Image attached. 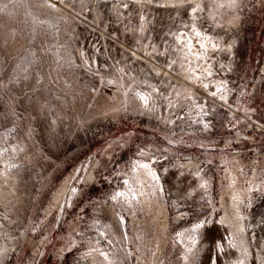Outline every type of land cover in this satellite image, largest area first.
Returning <instances> with one entry per match:
<instances>
[{"label": "rangeland", "instance_id": "obj_1", "mask_svg": "<svg viewBox=\"0 0 264 264\" xmlns=\"http://www.w3.org/2000/svg\"><path fill=\"white\" fill-rule=\"evenodd\" d=\"M0 264H264V0H0Z\"/></svg>", "mask_w": 264, "mask_h": 264}, {"label": "bare ground", "instance_id": "obj_2", "mask_svg": "<svg viewBox=\"0 0 264 264\" xmlns=\"http://www.w3.org/2000/svg\"><path fill=\"white\" fill-rule=\"evenodd\" d=\"M189 16H191V14H189ZM180 29H182V28H179V30ZM180 34L181 33H177L176 32V35L175 36H178V37H180ZM210 47H217V42L213 39L212 41H211V43H210ZM198 181V179L197 178H195V177H190L189 178V180H188V182H186L185 184H179L178 186H180V187H182V189L183 188H190L189 186V184L190 183H194V182H197Z\"/></svg>", "mask_w": 264, "mask_h": 264}]
</instances>
